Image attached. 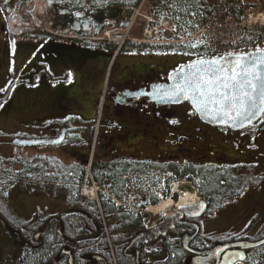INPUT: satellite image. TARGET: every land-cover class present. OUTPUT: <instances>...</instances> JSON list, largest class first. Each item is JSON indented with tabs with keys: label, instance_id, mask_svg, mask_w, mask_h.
<instances>
[{
	"label": "rangeland",
	"instance_id": "obj_1",
	"mask_svg": "<svg viewBox=\"0 0 264 264\" xmlns=\"http://www.w3.org/2000/svg\"><path fill=\"white\" fill-rule=\"evenodd\" d=\"M103 1L110 3V0ZM83 2L88 3L89 0H83ZM29 3L30 5H35L34 13L36 15L45 18L43 17L45 15L42 14L43 8L45 11L44 0H29ZM145 6L147 8L148 4ZM137 22L131 34L141 36L144 23L140 21V17L137 19ZM260 33L264 35L263 32L260 31ZM6 36V33H4V39ZM18 46L16 45V48ZM255 47L264 48V37L257 41L253 48ZM105 51L106 54L102 53L101 49H96L98 54L95 59H99V64L94 68V72L91 74L84 72L79 76L87 79L90 74L89 81L92 82L93 93L100 94L103 92V94H100V104L96 105L93 101L84 104V101H81V95L78 92V80L74 76H72L74 83L67 90V104L75 107L81 104L84 109V115H80L75 111L68 113L72 124L82 123L86 125L96 122L91 127L92 143L94 144V141L97 139L96 155L102 154V157L107 159L114 155L125 154L133 155L134 157L139 156L142 159L154 162L194 160L204 164L237 163V165L241 166L240 170L247 175L246 177L248 178L246 179L252 181V184L250 183L249 185L251 188L244 196H238L234 200V204L237 205L239 211V213L237 211V214H246L243 217L244 220L254 219L261 224V221L264 219V117L261 122L247 130L232 132L202 122L196 115L192 114V108L188 102L174 105L171 110L168 107L162 106L158 109L157 115L151 112L147 106V136L145 140L140 142L141 151L131 152L129 150H133L131 149L132 145L128 147V144H126L125 150L113 152L111 151L110 139L106 138L108 131L104 130L110 126L104 98L109 91V87L119 83L120 79L131 71L140 72L146 83L167 82L174 71L193 60L195 53L184 47L128 45L122 52H118L109 64L107 54L112 56L114 51L109 46L106 47ZM36 60L40 59L37 58ZM25 63L27 61L23 57L15 59V66L13 65L10 68V70L13 69L9 75L11 77L7 79L8 83H10L9 88L3 86L0 89V99L7 93L11 94L10 98L8 97L9 99L7 98L3 102V104L7 102L6 107L0 111V155L12 156L19 154L31 156L35 152L43 151L40 148L33 149L29 146L17 147L12 144L16 136L23 139L30 137L34 128L29 129V118L32 117L28 111L31 87L27 86V72L21 71ZM36 64V71L42 70L44 75L51 81L62 82L64 84L63 82L66 79L68 81L71 80L70 77L66 79L62 77L55 80L54 77L57 75L49 74V69L45 68L41 63ZM34 94L35 90H32L30 93L31 98ZM28 113L31 117H29ZM13 114L15 117L11 119ZM156 117L162 119L163 126L161 128L154 125L149 126L150 122L154 123L153 118ZM171 119L174 120L175 126H171ZM98 120H101L100 124ZM83 125L80 128H88V126L83 127ZM171 129L173 130L171 131ZM37 130H39L38 127L36 128ZM138 131V129L133 128L132 134H139L140 132ZM150 134L153 138H150ZM118 138L123 139L124 136ZM170 145H172L173 150L169 149ZM45 151L50 152L51 156H61L63 159H67L68 157L67 155H62L61 147L58 149L52 147L45 149ZM147 168L149 170L147 176H139L138 173L131 175L128 183L132 186V189L125 185L123 192L124 198L128 200L130 196L136 197L133 200L134 202L129 203L128 201V204H133L136 201V204H133V206L137 205L135 207H138L139 204L145 207L146 212L144 215L147 216V224L150 225L160 223V221L165 219L166 215L159 210L158 212L149 211V207L161 205L166 198L175 199V184L181 183V180H176L175 183L171 181L169 184L167 178L164 180V175L155 172L156 170L151 171L155 168H151V166ZM210 180V178L204 179L200 177H196L193 180H184L188 183L182 186L181 189L193 190L200 197L201 193L208 187ZM50 185V191L52 192L57 187L56 193L59 191V187H62ZM43 186L47 185H43V182L36 180L33 183L29 182L27 186L16 187L14 193L5 203L9 206L12 205L14 214L23 218L24 222L38 217L40 211L43 212V217H40L38 220L43 223L46 219L45 217L52 216L58 213V211L70 212L78 210L68 205L62 197H56L53 195L54 193L47 192ZM105 187H109L108 182H106ZM154 198H157L158 204H154ZM235 213L236 211L232 210L229 214L231 217H238V215H234ZM218 214L220 215V212ZM6 217H8L7 212H0V218L6 221ZM7 221L6 223H8ZM211 228H213V225L208 224L205 231H211ZM38 232L34 233V237ZM22 248L23 245L0 222V264H16L20 254L23 252ZM260 257H263L262 261H264V248L252 255L254 261L256 259L259 260Z\"/></svg>",
	"mask_w": 264,
	"mask_h": 264
},
{
	"label": "flooded vegetation",
	"instance_id": "obj_2",
	"mask_svg": "<svg viewBox=\"0 0 264 264\" xmlns=\"http://www.w3.org/2000/svg\"><path fill=\"white\" fill-rule=\"evenodd\" d=\"M27 0H0V89L3 86L9 88L8 77L12 70L11 67L15 64L16 58H25L27 55L26 49L16 48L17 42L9 36L8 25L9 19L11 17L12 11L16 8V4L19 2H26ZM138 0H123V5L114 3L110 6L109 10H112L110 13V17L107 21L120 22L123 16H128L131 13V9L133 5L137 3ZM154 5L158 6L156 0H151ZM169 1V0H167ZM215 0H188V3L183 6V9L178 8L180 11H186L188 14L196 13L200 14L204 11L208 10ZM47 4L46 9V17L44 19L45 23H48L49 20L53 21V29H66L70 26V23H77L74 16L77 12L83 11L79 9L76 5H71L64 0V2L60 5H49ZM139 3V2H138ZM163 4V3H162ZM169 5V3H165L163 5ZM175 7V6H174ZM70 9L73 13L62 12V10ZM122 9V12L120 11ZM87 14H90L92 11H87ZM181 11V12H182ZM186 12H182L187 14ZM122 14V15H121ZM4 33H6V37L4 39ZM43 37V36H37ZM46 39H52L53 37L48 35L44 37ZM14 40V41H13ZM75 43L83 46V42L81 40H73ZM85 48V47H84ZM15 50V55L10 58V51ZM9 52V53H7ZM99 61V59H96ZM45 68H48V61H40ZM36 63H32L29 60L28 63H25V66L21 68V71L27 72L28 78L26 79L27 86L31 87L29 92V102H28V111L29 113V129L32 127V134L27 139L31 140H42V139H54L56 141L51 144H34L30 145L31 148H40L43 151L35 152V154H31L32 157L38 156L46 158L50 156V152L45 151V149H50L52 147L60 148L62 155H67V159L61 158V156H56L67 164H74L75 166L85 169V175L88 173L87 165L92 160L91 173L93 178L98 183L102 185L106 180L110 181V185L116 190L118 184L129 182V177L133 173H141L144 171L146 167V160L142 159L139 156L133 155H114L107 159L102 157V154L95 153L97 139L95 142L94 152H92L93 143H92V133L91 127L96 122H91L86 125L73 123L70 120V117L67 115H54L52 111L54 110L55 102L50 99V95L48 94L47 85L45 82V75L42 70L36 71ZM15 66V65H14ZM16 70V69H15ZM25 73V72H24ZM50 74V73H49ZM11 77V76H10ZM9 77V78H10ZM154 83H146L144 77L141 73L137 71H131L127 73L124 77L120 79V82L109 87V91L105 95V105L108 114V121L110 122V126L105 128L104 130L108 133L106 138L110 139L111 151L118 152L125 150V145L128 144V147L132 145L133 150H129L131 152L141 151L140 142L146 139L147 136V106L150 111L157 115V111L161 106L157 107L154 103L150 102L148 96L142 94L144 89L150 90V85ZM35 90V94L31 98V91ZM9 96V93L5 95V97ZM83 95H81L82 97ZM4 97V96H3ZM2 97V98H3ZM54 97V96H52ZM88 101L84 100V104H87ZM168 107L169 110L172 109V106ZM151 120V119H150ZM57 121V122H56ZM173 119L170 120L171 126H175L173 123ZM152 122L149 123V126L160 127L163 126L162 119L156 117L153 118ZM88 126L87 129L80 128V126ZM39 130L36 131V128ZM133 128L138 129L139 134H132ZM173 129H171L172 131ZM121 133V134H120ZM124 136L123 139H119L118 137ZM15 138V137H14ZM150 138H153L150 134ZM107 144V143H106ZM105 145V144H104ZM137 147V148H136ZM170 150H173L172 145L169 146ZM60 152V151H59ZM233 155V153H232ZM234 156V155H233ZM127 161L124 165H120L116 162ZM137 161V163L131 162V160ZM130 161V162H129ZM223 163V162H222ZM223 163V165H235ZM98 171H102L104 173L103 178H98L96 173ZM85 177V176H84ZM103 199L97 204L100 206L103 203ZM108 202L106 201L105 204ZM109 204V203H108ZM78 213L84 211L81 208L77 207ZM235 210L236 213L234 215H238V217L230 216V211ZM124 208L116 209L115 216L125 217L127 213ZM238 207L234 203L226 206L221 209L220 215L216 213L212 214H204L199 218H188L183 217L181 220L183 223L178 224L176 228L171 231L167 236H162L160 239L154 242H150L146 237L140 238L134 244L130 245L132 240L145 229L141 230L132 235L127 241H125L121 247H116L113 243V239L111 236V231H113V225L107 223L106 227L108 229V233H106L107 238L109 239V251H107L106 243L104 241V234L101 232L100 225L96 221L97 230H93L89 228L91 232L94 234L90 235L92 239H95L94 242L90 244L83 245L82 240L85 237L84 227L80 226L78 231L77 240H72V238L64 237L65 242L60 243V245L54 244L52 249L60 247L62 257L65 259L68 256V251H72L74 257H77L79 264H92L95 259V264H146L147 257L149 258L147 262L149 264H155V262H161L164 257H169L170 255H174L176 252L181 253L182 255L176 256V264H192L194 259L199 255H205V252H208L214 249L217 246H225L236 244L240 242H256L260 239L264 238V219L261 221V224L257 220H249L243 219L246 214H237ZM68 213V212H65ZM239 213V211H238ZM80 215V214H78ZM79 217H82L80 215ZM95 217V216H91ZM208 224H212L213 228L211 231H205L206 226ZM223 225V226H222ZM49 229L56 226L59 230L60 228H64V220L60 218L58 215L52 216L46 222V226ZM128 230H122L121 233L127 234ZM14 237H17V240L21 241L23 247L35 248L39 247L37 245L39 243L45 244L42 239V236L39 239H36L34 242L27 241L22 237V234L16 233V231L12 230L10 232ZM120 233V232H118ZM262 236H261V235ZM129 236V235H127ZM261 236V237H260ZM184 238L189 243L188 250L184 246ZM146 241L150 243L147 246ZM36 242V243H35ZM38 243V244H39ZM49 243V241H48ZM171 243V245H170ZM23 248V249H24ZM264 246L258 248H250L243 250L242 247L230 246L223 250L220 254L217 264H227L228 259H234L237 257L245 256L244 262L236 261L234 264H258L261 262L263 257L260 259H256L255 261L252 259V255L257 253L258 250L263 249ZM155 250L156 254L149 253L150 251ZM122 252L123 257L120 260V256L118 254ZM163 251V253H162ZM64 252V254H63ZM162 254H165L163 256ZM175 258V256H174ZM243 261V260H241Z\"/></svg>",
	"mask_w": 264,
	"mask_h": 264
},
{
	"label": "trees",
	"instance_id": "obj_3",
	"mask_svg": "<svg viewBox=\"0 0 264 264\" xmlns=\"http://www.w3.org/2000/svg\"><path fill=\"white\" fill-rule=\"evenodd\" d=\"M71 5L78 6L79 9H88L90 6L100 7L101 9H108L112 4L117 3L123 5V0H110L107 3L103 0H89L88 3L83 2V0H67ZM74 2V3H72ZM139 0L136 4H138ZM262 7L264 8V0H262ZM135 4V5H136ZM207 13L204 14L205 17ZM36 36L46 37V34H37ZM264 37L259 30H254L250 33L247 43L249 47H254L257 41ZM85 47H97L99 45H88L84 44ZM115 49V47H114ZM123 50V49H122ZM195 53V58L200 57H210L211 55L208 51L200 49L197 51L191 50ZM6 97L0 99V105ZM192 114L196 113L192 110ZM197 116V115H196ZM226 130L227 128H223ZM229 130V129H227ZM130 162V161H129ZM133 163H137L135 160H131ZM120 165L127 163L124 159L122 161L116 162ZM148 164L162 169V171L170 173L169 183L173 179L178 180H193L196 177L211 179L208 183V187L201 194L210 202L209 213H214L220 209L230 205L234 199L238 196H242L248 189L252 181H248L247 175L244 174L240 168V165H222V164H204L201 162H196L194 160H166L162 162H146V167ZM149 166V165H148ZM18 167H20L18 169ZM144 169V170H145ZM85 176V169H81L74 164L70 165L62 161L61 159L54 156H47L46 158L38 156H22L19 154H14L12 156L0 155V212H7L8 217L6 220L9 226L16 231L15 234L20 233L22 237L27 241L34 242V233L36 231L42 230L49 217L40 222L38 219L43 217V212L40 211L38 217H34L30 220L23 221V218L14 214L13 210L5 203L7 199L14 193L16 187L27 186L29 182H35L40 180L43 182V186L49 193H54L56 197H62V199L68 203V205L74 208H81L84 211L78 213L77 210L68 213H58L57 215L64 220L65 225V237L72 238V240H77L79 234V227H84V236L87 237L82 240L83 245L90 244L95 241L90 235L94 234L89 228L97 230L96 221L101 226V232L104 234V241L106 243L107 251H109V239L105 234L104 222L113 225V231H111V236L115 246L121 247L122 244L127 241L133 234L146 229L147 216L145 213H133L129 211H124L126 216H115L116 205L109 200L103 199V203L99 206L95 201H89L81 195V187L79 184L83 182ZM98 178H103L104 173L98 171L96 175ZM254 176V175H253ZM251 179V178H250ZM252 180V179H251ZM50 184L59 187V191L55 192L57 187L54 188V192L50 191ZM57 184V185H56ZM116 187L115 194L118 197L124 195V181L118 184ZM106 201L109 203L105 204ZM154 204H158L157 198H154ZM82 217H79L80 215ZM91 216H95L94 218ZM127 234L121 233L122 230H128ZM29 232V234H27ZM120 232V233H118ZM129 235V236H127ZM262 236V235H261ZM260 236V237H261ZM17 238V237H16ZM42 239L45 244L37 243L39 247L30 248L25 247L22 254H20L16 264H69L68 258H60L61 249L60 246L52 251V246L54 244L60 245V243L65 242V239L59 234L56 226L48 229L42 234ZM49 241V243H48ZM36 243V242H35ZM147 246L150 245L146 241ZM171 245V243H170ZM151 254H156L155 250L150 251ZM163 253V251H162ZM120 260L123 257L122 252L118 251ZM165 256V254H162ZM182 255L176 252L174 255L169 257H164L161 262H155V264H176V256ZM175 256V258H174ZM148 257L146 259V264H149ZM75 263H78L77 257L75 256ZM123 264V262L121 263ZM258 264H264L261 260Z\"/></svg>",
	"mask_w": 264,
	"mask_h": 264
},
{
	"label": "water",
	"instance_id": "obj_4",
	"mask_svg": "<svg viewBox=\"0 0 264 264\" xmlns=\"http://www.w3.org/2000/svg\"><path fill=\"white\" fill-rule=\"evenodd\" d=\"M48 4L60 5L64 0H47ZM112 10L87 14L79 11L74 16L77 23H70L72 30L88 31L93 26L98 34L105 27V21ZM122 12V10H120ZM62 12L73 13L66 9ZM121 25L128 26L125 18ZM143 95L148 96L157 107L160 105H178L188 101L201 121L217 127H228L233 131L247 129L258 122L264 115V48L254 49L245 53L232 54L226 57L198 58L177 69L169 82H157L144 89ZM56 140H23L16 138L14 143L21 145L51 144ZM176 199L178 198L175 195ZM177 212L166 217L165 223L139 233L130 243L134 244L140 238L156 241L183 223V217L199 218L208 209L204 199L195 204L180 205ZM6 229V222L0 218ZM40 237V234L37 236ZM264 245V239L256 242H240L231 245L217 246L196 257L192 264H217L220 254L230 246L242 247L243 250ZM184 246L189 243L184 238ZM192 251V250H191ZM193 252V251H192ZM70 262L73 263L72 252ZM245 256L228 259L227 264L244 260ZM96 263V259L92 264Z\"/></svg>",
	"mask_w": 264,
	"mask_h": 264
},
{
	"label": "built area",
	"instance_id": "obj_5",
	"mask_svg": "<svg viewBox=\"0 0 264 264\" xmlns=\"http://www.w3.org/2000/svg\"><path fill=\"white\" fill-rule=\"evenodd\" d=\"M259 0H223L202 23L197 18L196 28L183 22L172 11L164 18L146 16L148 27L143 41L150 43H184L193 47L207 45L215 53L230 54L244 46L246 32L254 27L264 30V11L257 7ZM140 9L131 18L128 28H111L95 40L122 46L128 39ZM51 22L47 29L51 31ZM53 32V31H52ZM189 34H186V33ZM64 37H79L74 31H56ZM87 193V192H86Z\"/></svg>",
	"mask_w": 264,
	"mask_h": 264
},
{
	"label": "crops",
	"instance_id": "obj_6",
	"mask_svg": "<svg viewBox=\"0 0 264 264\" xmlns=\"http://www.w3.org/2000/svg\"><path fill=\"white\" fill-rule=\"evenodd\" d=\"M160 3H169L171 6H175L178 8L183 9V6H185L188 3V0H156ZM215 0L213 4L216 2ZM212 4V5H213ZM168 5V4H167ZM151 8V3L148 5ZM182 11V10H181ZM186 12V11H182ZM205 12V11H204ZM187 13V12H186ZM136 35V34H135ZM138 36V35H137ZM17 40V44L19 45L18 48H25L27 55L24 58L27 63L32 61V63H38L37 58L40 59V61H48V68L50 74L57 75L54 77L55 80L60 78H71L70 81L66 79L62 84V82H55L51 81L45 76V82L48 89V94L50 95V99H52L55 102L54 110L52 111V114L58 116L66 115L67 112L75 111L76 113L80 115H84V109L83 107L79 105L70 106L67 104V95H68V87L73 83L72 76L76 77L78 80V92L79 95H83L80 99L81 101H93L96 105H99L101 102V96L100 94L93 93V85L92 82L89 81L90 74L94 72V68L99 64V61L95 59L98 52H96V49L93 48H84L75 43L71 40L61 39L57 37H53L52 39H46L44 37H30V38H15ZM110 48H112V45H107ZM104 46L101 48V52L106 54V47ZM15 50L10 51V58H12L13 55H15ZM17 54V52H16ZM38 55V56H37ZM113 59V55L107 54V60L109 61V64L111 63ZM89 72V76L87 79H84L81 76L82 73ZM9 78V77H8ZM71 92V91H70ZM11 95V94H10ZM9 95V98H10ZM54 96V97H52ZM8 98V99H9ZM7 105V102H5L1 108L0 111L5 108ZM15 115L11 117V119H14Z\"/></svg>",
	"mask_w": 264,
	"mask_h": 264
},
{
	"label": "bare ground",
	"instance_id": "obj_7",
	"mask_svg": "<svg viewBox=\"0 0 264 264\" xmlns=\"http://www.w3.org/2000/svg\"><path fill=\"white\" fill-rule=\"evenodd\" d=\"M43 10V9H42ZM188 182L182 181L176 183L174 192L177 193V199L166 198L163 203L157 207H149V211L164 212L165 215H170L174 212L175 208L179 205L193 204L199 199V195L193 190H182L181 187L185 186Z\"/></svg>",
	"mask_w": 264,
	"mask_h": 264
}]
</instances>
